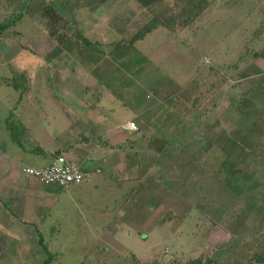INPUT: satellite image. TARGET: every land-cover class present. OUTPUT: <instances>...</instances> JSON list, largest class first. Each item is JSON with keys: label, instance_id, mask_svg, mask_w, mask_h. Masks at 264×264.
<instances>
[{"label": "rangeland", "instance_id": "rangeland-1", "mask_svg": "<svg viewBox=\"0 0 264 264\" xmlns=\"http://www.w3.org/2000/svg\"><path fill=\"white\" fill-rule=\"evenodd\" d=\"M49 1L56 22L43 9L32 12L38 0H0V14H25L15 27L22 36L0 39V135L7 132L12 109L16 107L10 119L14 124L30 110L26 97L34 105L42 103L38 119H52L36 136L46 149L71 117L56 106V99L76 114L96 104L115 106L111 119L139 124V165L157 161L159 168L165 166L158 176L166 180L162 184H184L166 191L156 205L163 212L158 222L167 211L178 220H171L174 228L168 232L154 230L146 241L133 232L127 239L96 238L94 227L104 221L86 224L85 213L94 214L79 208L71 215L73 223L61 214L58 226L44 231L41 244L0 233V264H42L46 250L54 255L48 264H165L200 254L212 264H264V89L259 96H247L250 88L264 86L259 55L264 0H217L190 28L155 29L135 44L145 57L141 64L109 54L114 42L125 40L149 18L136 0ZM60 17L69 19V25ZM54 27L67 36L63 44ZM81 37L90 45L84 46ZM234 63L235 68L227 67ZM12 70L26 77L28 95L22 93L19 103V90L3 82ZM222 76L225 81L219 83ZM193 81L196 86L190 90ZM105 94H111L110 100L102 102ZM73 95L79 98L75 102L68 98ZM195 97L194 109L185 114ZM133 113L138 116L132 118ZM161 132L167 143L160 140ZM166 157L168 167L161 166ZM178 158L199 167L202 182L191 181L195 171L186 165H174ZM184 188L185 199L176 195Z\"/></svg>", "mask_w": 264, "mask_h": 264}, {"label": "crops", "instance_id": "crops-1", "mask_svg": "<svg viewBox=\"0 0 264 264\" xmlns=\"http://www.w3.org/2000/svg\"><path fill=\"white\" fill-rule=\"evenodd\" d=\"M110 97L111 94H105L100 100L102 102L104 99L110 100ZM68 98L74 102L79 99H76L75 95ZM25 100L29 103L26 107L30 110L22 115L23 121L22 116H18L19 124L26 132L22 137L25 148L12 142L7 128V132L0 135V233L3 236L32 239L29 243L36 239L40 243L44 231L58 226L61 214L73 223L71 215L79 212V208H84L94 214L85 213L86 224L90 225L91 219L104 221L102 225L94 227L97 230L94 231L96 238L127 239L131 232L136 233L137 237L145 236L143 241L153 238L151 234L154 230L160 229L157 222L163 215L156 207L159 198L164 199L166 191H176L184 185L182 182L174 185L173 182L162 184L166 180L158 176L165 170H162L165 167L162 165L168 167V158H162L161 168L157 166V161H154L129 197L123 200L132 180L138 175L141 163L136 142L139 132L129 131L125 127V122L131 119L126 121L115 120L113 117L111 119L117 108L104 107L103 104H96V107L92 105L88 108L91 110L85 109L76 114V111L72 112V108L59 103L56 99V106L63 113L65 110L71 117L53 134L51 146L46 149L36 136H39L38 132H44L47 125H51L52 119L49 121L38 119L42 103L34 105L33 102H29L31 98L26 97ZM37 100L42 101L43 98ZM50 107H53L52 104ZM136 116L138 113H133L132 118ZM136 125L139 129L138 122ZM37 148L44 154L34 152ZM56 150L66 159L79 164L82 170L89 173L88 177L77 184L60 187L42 184L22 173L21 168L24 165L42 167L48 164L53 157L51 153ZM29 156L36 158L30 159ZM174 165L182 167L186 165V168L195 171L194 178H190L193 183L202 182V178H205L204 174L199 175L203 173L199 167L198 169L196 166L189 167L181 158H178ZM175 170L180 172L179 167ZM183 178L187 180L189 177ZM176 195L183 199L187 198L186 188L184 192H177ZM82 198L85 201L81 200ZM67 212L69 216L64 215ZM157 212L161 215L156 214Z\"/></svg>", "mask_w": 264, "mask_h": 264}, {"label": "trees", "instance_id": "trees-1", "mask_svg": "<svg viewBox=\"0 0 264 264\" xmlns=\"http://www.w3.org/2000/svg\"><path fill=\"white\" fill-rule=\"evenodd\" d=\"M136 1L149 14V18L135 32L129 35L125 40H118L114 42L113 48L111 49L109 54L115 60H120L123 57H127L129 60L133 59L141 64L142 61L145 60V57L141 56L140 53H138L137 48L135 47V44L138 41H141L145 36L151 34L155 29L159 27H163L169 30L170 32H177L190 28L191 25L201 17V14L211 5H213L217 0H136ZM49 2H50L49 0H38L37 9H35V11L33 10L32 12L33 13L36 11L38 12L39 10L43 9L46 14L49 13V15L52 16L50 17L51 21L56 22L55 20L58 18V15L57 13L54 12V8L48 4ZM23 15L25 16V14H23L22 11H18V12L11 11L0 14V39L22 36L21 32L18 31L15 27L17 23L20 22ZM59 19L61 20L63 25H69L70 23L69 19L63 20V18L61 17ZM72 20L73 19H71V21ZM52 30L54 33H57L58 42L60 44H63L64 40L67 39V36L64 33H62L60 29L57 27H54ZM77 31L78 30H75V32ZM81 38L83 39V42L85 44L84 46L90 45V42L86 38L84 37ZM57 50L61 51L60 48H57ZM259 55L264 59V46L259 51ZM121 63L124 64V62ZM235 64L236 63H234L232 66H230L231 64L227 65V67L235 68ZM131 65L133 66V64ZM209 69L213 70L212 67H210ZM213 72L214 74H216L215 71ZM223 81H225L224 76L220 78L219 83L220 82L222 83ZM3 82L6 85L12 86L16 90H19V98L18 100H16V102L18 103L21 102V99L23 97L21 96L22 93L28 95L27 94L28 89L26 87V77L24 76V74L12 70V77L9 80L7 79L4 80ZM195 86L196 84L193 81L190 90ZM260 88L264 89V86L263 87L260 86L258 87V89L255 87L250 88L248 90L249 95L247 96L253 95L256 97L257 93L260 94V90H259ZM197 99H198L197 97L193 99V106H190L188 110H185V114L190 113V111L194 109L195 106L194 104L197 102ZM12 110L10 111L9 116L6 118V122H5L7 126L6 128L7 131L9 132V136L12 142H14L16 145L24 149L25 146L22 142V137L26 133L25 128L19 123L14 124V122L10 120L13 116ZM161 134L163 135L161 136L160 140L165 141V143H167V141L169 140L167 138L168 136L164 132H161ZM129 143L131 142L129 141ZM119 147H122V145H119ZM34 152H41L44 154V152L40 148L39 149L37 148L36 150H34ZM57 155H60L58 150L51 153V156H57ZM151 162L152 161L150 159L148 164L139 165L138 175L132 180V184L131 186H129V189L127 190V193L123 198V200L129 197L130 193L134 189L137 182L141 179V177L144 175L147 169L151 166ZM229 184L231 185L230 182ZM231 187L233 191H236V188H234L232 185ZM245 187L246 186L244 185V187L242 186L241 189H244ZM172 219L178 220L175 217V215H173L170 211H167V213L158 222L157 227L164 228L166 231L168 230V228L171 227L174 228V226L171 225V223H173L171 221ZM41 242L42 241L40 240V244ZM53 256H54L53 254H50L46 250V257L43 259L42 264H48L50 260L53 258ZM253 258L256 261L262 260L261 257L256 254H253ZM149 264H156V263L153 260L149 262ZM165 264H212V262L210 259L205 258L203 254H200L196 257H188L183 260H181L180 258H173L170 259Z\"/></svg>", "mask_w": 264, "mask_h": 264}, {"label": "built area", "instance_id": "built-area-1", "mask_svg": "<svg viewBox=\"0 0 264 264\" xmlns=\"http://www.w3.org/2000/svg\"><path fill=\"white\" fill-rule=\"evenodd\" d=\"M129 131H134L137 126L133 120L125 123ZM24 175L35 178L42 184L67 187L85 180L89 173L82 170L79 164L66 159L63 155L53 156L48 164L42 167L22 166Z\"/></svg>", "mask_w": 264, "mask_h": 264}, {"label": "water", "instance_id": "water-1", "mask_svg": "<svg viewBox=\"0 0 264 264\" xmlns=\"http://www.w3.org/2000/svg\"><path fill=\"white\" fill-rule=\"evenodd\" d=\"M186 41V39H184V42ZM255 55V54H254Z\"/></svg>", "mask_w": 264, "mask_h": 264}]
</instances>
